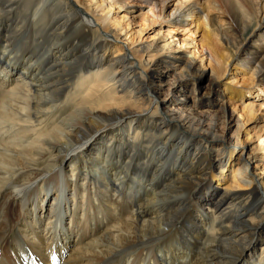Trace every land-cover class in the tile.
Returning a JSON list of instances; mask_svg holds the SVG:
<instances>
[{
  "label": "bare ground",
  "instance_id": "bare-ground-1",
  "mask_svg": "<svg viewBox=\"0 0 264 264\" xmlns=\"http://www.w3.org/2000/svg\"><path fill=\"white\" fill-rule=\"evenodd\" d=\"M220 1L147 4L250 87L207 39L206 66L175 29L138 44L107 0H0V264H264V103L226 106L264 94V0Z\"/></svg>",
  "mask_w": 264,
  "mask_h": 264
},
{
  "label": "rangeland",
  "instance_id": "rangeland-1",
  "mask_svg": "<svg viewBox=\"0 0 264 264\" xmlns=\"http://www.w3.org/2000/svg\"><path fill=\"white\" fill-rule=\"evenodd\" d=\"M166 1H167L166 3H168L169 6L166 8L165 10L166 12L164 11V15L172 8L173 4L185 2V0H166ZM216 1L220 2V4L223 5L220 0H216ZM107 2L112 4L111 12L109 14L110 19L120 26H124L130 22L127 30L130 31V33L137 32L138 44L154 42L158 44L157 46H159L161 45L163 35L167 32V30L175 29L178 30L174 33V35H176L177 38L182 39L187 36L189 40L192 41L191 42L192 45L183 47L182 51H186V50L196 51L197 54L195 60L198 63L201 58L205 57L203 56L204 43L201 44V40L207 39L211 44L215 46L214 48L217 49L218 51L217 55L219 57H221L222 59L226 57L229 58V61L227 62L226 65V72L224 76L221 78L220 83L223 84L230 82L229 84L231 87H239V88H246L251 86V80L249 81L248 79L249 78L248 71H245L246 73H243L242 68H239L236 65L235 60L231 56V49L226 48L220 45L219 43H217L215 37L212 35V32L207 27H202L199 25L197 26L198 22L196 21V19L193 18L191 19L190 17H188L186 19L187 20L186 23H184L183 25H179V26L169 25L164 23L161 17L159 18V14L161 12L160 11L161 4L159 5L157 11H154L155 15H151L148 12L149 4H147V2H154V0H107ZM105 4L102 7L104 8V11L107 9V6H105ZM207 6L208 4L206 3L205 7L207 8ZM209 16H212V14L210 13ZM255 39L256 37L251 38L249 43L253 44ZM194 45L196 49L195 47H193ZM203 64L204 66L207 65V61L204 58H203ZM204 72L206 75L200 81L201 89H198V91H196V94H198V96L202 94L203 86L207 85L209 82V77H208L210 74L209 68L206 67ZM171 76L172 74L168 73L167 78L170 79ZM187 93H189V88L186 89V91L177 94L176 98L181 99L183 95ZM259 95H260L259 97L252 96L250 98L249 96L246 95L243 99L240 100L231 99L226 104L228 112L230 114L233 113L234 117L240 116L241 109L247 100H253L256 103L263 104L264 94L259 92ZM220 101L221 98H218L216 104L219 105ZM203 108L206 107L204 106ZM258 116H262L264 118V107L261 109V113ZM252 128H254L253 125L246 126L245 130L241 132L242 135L241 138L249 139L250 137H252V132H253ZM233 129L234 128H231L230 131H233ZM254 144H258L261 148H264V135L262 136L261 140L259 139V141H255ZM218 184L219 181H217V179L215 178L211 182V187L215 189V187H217ZM43 221L41 224L42 228L44 227Z\"/></svg>",
  "mask_w": 264,
  "mask_h": 264
}]
</instances>
